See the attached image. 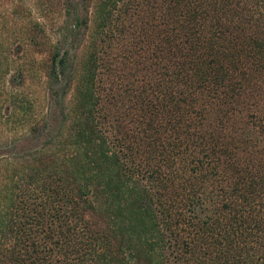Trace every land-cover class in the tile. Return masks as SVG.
I'll return each instance as SVG.
<instances>
[{"label":"trees","instance_id":"obj_1","mask_svg":"<svg viewBox=\"0 0 264 264\" xmlns=\"http://www.w3.org/2000/svg\"><path fill=\"white\" fill-rule=\"evenodd\" d=\"M83 1L72 97L0 101V264H264V0Z\"/></svg>","mask_w":264,"mask_h":264},{"label":"rangeland","instance_id":"obj_2","mask_svg":"<svg viewBox=\"0 0 264 264\" xmlns=\"http://www.w3.org/2000/svg\"><path fill=\"white\" fill-rule=\"evenodd\" d=\"M93 10V3L83 0H0V101L19 97L27 105L33 104L36 111L45 112L51 53L68 52L65 68L70 79L86 54ZM82 18L88 20L87 27L79 23ZM73 80L66 89L65 102L72 97ZM65 88L61 85L60 94ZM32 112L35 110L25 116ZM18 119L20 122L22 116L12 119L9 127H18ZM9 132L6 125L0 126V160H23L22 148L16 143L21 131Z\"/></svg>","mask_w":264,"mask_h":264}]
</instances>
